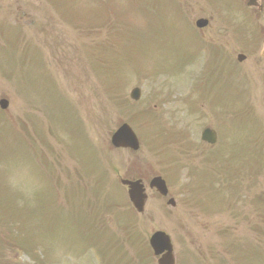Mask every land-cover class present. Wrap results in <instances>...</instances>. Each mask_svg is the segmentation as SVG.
I'll return each mask as SVG.
<instances>
[{
	"label": "rangeland",
	"instance_id": "1",
	"mask_svg": "<svg viewBox=\"0 0 264 264\" xmlns=\"http://www.w3.org/2000/svg\"><path fill=\"white\" fill-rule=\"evenodd\" d=\"M135 1L115 0L118 8L114 10L108 0H0V99H7L9 103L5 111H0V128L6 129L0 135V205L1 209H6L4 214L11 215L12 206L18 205L20 199L27 201L22 219L32 218V222L26 226L25 238L38 240L36 245L39 243L43 256L33 255L32 259L30 252H33L27 248L26 255L34 264H79V261H66L70 255H79L78 251L85 247L76 248L77 237L67 222L66 212L74 219L73 208L67 210L70 192V201L75 197V200L87 197L95 201V205L90 206H80V202L75 201L73 206L86 213L90 223L93 220L96 232L102 233L105 225L111 226V234L122 242L132 261L136 259L134 248L147 249V239L155 231L169 235L176 264H217L221 257L216 254L221 252L225 231L236 240L246 235L245 225L235 224L222 209L215 211L194 186V177L199 171L212 170L217 175L223 172L220 154L214 167L209 162L223 146L201 149L193 155L187 152L188 156L180 158L177 147L155 144L152 126L146 122L148 131L143 127L138 110L143 109L150 91L158 92L159 84H143L140 87L143 104L138 109L132 106V113H125L122 105L128 102L123 99L128 98L136 76L154 74L160 76L156 79L160 81L164 73V58L147 66L148 49L144 47V52L137 54L131 46L135 32L152 25V10L141 11ZM204 12L190 11V17ZM229 12L232 19L239 20L235 3ZM214 21L223 26L218 35L228 31L224 26L228 21L218 18ZM258 22L264 28V13ZM138 40L137 43H157L164 39L159 34L153 37L142 34ZM232 44L234 53L242 50L236 38ZM261 44L255 52L245 53L248 57L245 64L251 78L255 76L258 83L259 76L264 84V61L258 57ZM116 52L128 53L131 62L136 58L135 65L140 68L118 69L113 65ZM74 56L78 62L79 57L87 56V60L75 63L71 58ZM94 57H100L102 63L93 65ZM117 75H122L120 81ZM185 77L176 75L170 82L178 89ZM70 117L77 132L70 133L72 123H66ZM126 120L145 137V144L140 143L138 153L114 151L109 146L111 134ZM209 121L202 119L193 126L192 132L197 134L199 124ZM9 131L18 134L24 144L30 143L31 147L32 143L35 152L25 156L19 150L15 159L3 164L11 157ZM75 147L80 150L76 151ZM7 148L6 155L10 156L1 158ZM254 148L249 146L250 150ZM161 170H165L163 176L175 201L174 209L149 192L145 212L138 218L131 215L124 204V193L118 190L121 193L117 195L108 191L116 175L126 177L139 173L148 176L161 173ZM78 173L83 174L82 177ZM103 182H107V191L93 195L90 187ZM253 182L259 184L262 179L255 176L247 181V186L254 185ZM32 191L33 194L37 192L32 197L33 202L39 199L40 227L33 204L28 200ZM50 194L54 195L50 196V202L61 207L57 211L49 204ZM106 207H111L112 212L106 211ZM86 239V246L95 253L94 264H102L105 256L111 260L112 241L109 245V240L101 236ZM231 240L233 242V238ZM6 244L12 247L8 239ZM228 244L232 250L234 244ZM90 258L93 260L91 255L80 259L81 264H91ZM238 264H256L255 257L239 259Z\"/></svg>",
	"mask_w": 264,
	"mask_h": 264
},
{
	"label": "water",
	"instance_id": "2",
	"mask_svg": "<svg viewBox=\"0 0 264 264\" xmlns=\"http://www.w3.org/2000/svg\"><path fill=\"white\" fill-rule=\"evenodd\" d=\"M112 144L115 147H130L132 149H137V142L133 137L132 133L126 126H123L113 137ZM129 191L128 195L134 208L138 211H142L144 195L142 193L141 187L138 183L128 184ZM151 185L158 187V191L161 194H165V189L163 184L159 180H154ZM150 244L155 252L158 254L162 249L167 251L162 260H159L158 264H172V259L170 256L171 246L168 238L162 233H156L150 239Z\"/></svg>",
	"mask_w": 264,
	"mask_h": 264
}]
</instances>
